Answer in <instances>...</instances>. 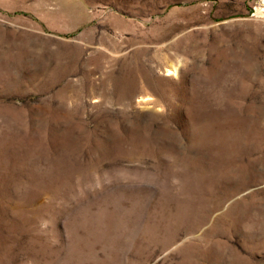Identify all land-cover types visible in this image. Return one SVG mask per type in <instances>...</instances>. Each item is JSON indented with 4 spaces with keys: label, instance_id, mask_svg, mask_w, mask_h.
<instances>
[{
    "label": "rangeland",
    "instance_id": "obj_1",
    "mask_svg": "<svg viewBox=\"0 0 264 264\" xmlns=\"http://www.w3.org/2000/svg\"><path fill=\"white\" fill-rule=\"evenodd\" d=\"M0 264H264V0H0Z\"/></svg>",
    "mask_w": 264,
    "mask_h": 264
},
{
    "label": "bare ground",
    "instance_id": "obj_2",
    "mask_svg": "<svg viewBox=\"0 0 264 264\" xmlns=\"http://www.w3.org/2000/svg\"><path fill=\"white\" fill-rule=\"evenodd\" d=\"M167 71H169V70H167ZM171 71V72H170ZM169 71V74L170 73H176V71H177V67H172V69ZM167 73V72H166Z\"/></svg>",
    "mask_w": 264,
    "mask_h": 264
}]
</instances>
